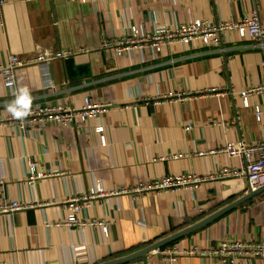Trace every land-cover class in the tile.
Instances as JSON below:
<instances>
[{"label":"crops","instance_id":"0c3cea01","mask_svg":"<svg viewBox=\"0 0 264 264\" xmlns=\"http://www.w3.org/2000/svg\"><path fill=\"white\" fill-rule=\"evenodd\" d=\"M255 7L264 23V0H5L0 64L14 54L49 59L20 67L13 88L0 76V118L9 116L5 106L22 86L30 89L32 105L81 107L90 97L113 107L64 126L0 125V205H31L0 211V264H100L193 225L246 194V179L233 175L212 176L179 192L121 191L156 177L240 167L239 156L220 148L230 141L264 140L263 96L253 94L245 102L240 95L263 79V52L254 40L227 31L218 45L194 39L164 45L157 54L146 45L121 55L101 42L197 18L241 20ZM61 52L72 53L76 65H88L90 74L71 75L66 58L57 57ZM212 87L222 92L205 93ZM178 93L183 96L163 97ZM30 161L43 175L32 173ZM94 187L109 194L80 210L69 208L70 198ZM72 213L109 221L110 230L62 225ZM222 238L264 244V190L161 248H215ZM118 264L224 263L217 255L184 254L170 262L149 252ZM235 264H264V257L242 256Z\"/></svg>","mask_w":264,"mask_h":264},{"label":"built area","instance_id":"2783aa9c","mask_svg":"<svg viewBox=\"0 0 264 264\" xmlns=\"http://www.w3.org/2000/svg\"><path fill=\"white\" fill-rule=\"evenodd\" d=\"M30 1V0H22ZM85 2L86 0H81ZM5 0H0V9ZM237 32L241 36L248 35L254 40L255 45L263 52L261 60L262 81L261 83L249 86L240 91V95L245 102L247 98L253 94L262 95L264 98V23L260 19L259 10L257 7L253 8L251 14L241 20H221L218 22H210L206 19L197 18L196 20L183 23L176 26H165L159 31H154L150 34L140 35L137 30H132L131 33L121 38H103L102 46L112 47L118 54H124L126 51L135 48H141L150 45L154 53H158L164 45L181 42L189 44L194 39H199L205 45H218L221 43V35L225 32ZM223 48L221 47V50ZM72 55L70 52H61L57 54L59 58H68ZM48 55H37L33 57H21L19 55H12L7 64H0V76L4 78L5 85L13 88L16 84V74L20 67L27 64L48 60ZM220 93L219 88L212 87L205 93ZM182 97L183 95L170 94L163 97ZM113 107L112 102H95L90 97L85 98V102L81 107L56 105H32L31 115L25 120L20 121L13 119L12 116L0 118V125L15 124L21 129H27L37 126H46L48 124H57L64 126L69 123L75 122L77 118L87 119L90 117H100L105 112H108ZM262 114L261 106H257L256 115L260 119ZM98 131L101 132V138L106 143V136L104 134L105 127L103 124L97 126ZM221 151L227 155L239 156L242 160L240 167L230 168L228 166L221 168L218 172L206 176H200L196 173H183L177 175H169L156 177L146 182H141L131 189H123V191H132L135 193H143L146 191L161 192H179L183 189L195 188L206 179L212 176H235L237 178L246 179L247 186L245 193L251 190H256L264 185V140L258 143L247 144L243 140L230 141L220 148ZM30 169L36 176L39 174L35 167V162L30 161ZM35 177V175L33 176ZM2 183V181H0ZM109 193L101 187H94L89 192L74 196L67 202L69 208L76 211L82 207L89 205L92 198L106 196ZM30 204L12 201L10 203H3L0 205L1 212L16 211L24 209ZM62 225L67 227L77 226L84 227L86 225L101 226L106 232H109L111 222L103 220H83L76 213H72L68 220L63 221ZM150 253L157 254L163 260L173 262L179 256L184 254H201V255H217L220 257L224 264H235L237 259L242 256H263L264 257V244L243 241L231 240L222 238L215 248H201L198 245L188 247H179L172 245L166 250L161 247L153 249Z\"/></svg>","mask_w":264,"mask_h":264},{"label":"water","instance_id":"95a60500","mask_svg":"<svg viewBox=\"0 0 264 264\" xmlns=\"http://www.w3.org/2000/svg\"><path fill=\"white\" fill-rule=\"evenodd\" d=\"M65 65H66V68L71 75H75V74H78L80 72H83L82 74H84L86 76H88L90 74L88 65H76L75 64V58L73 56H70V57L65 59ZM262 190H264V185L259 187L256 190L249 191L247 194L241 196L240 198H238L234 202L216 210L212 214L202 218L201 220H199L198 222H196L193 225H190L186 228H183L177 232H174L173 234H170L169 236H166L165 238H162L161 240L153 242V243H151V244H149V245H147V246H145L139 250H136V251L131 252L129 254H126L124 256H119L116 258H112V259L103 261L100 264H118V263H122V262H125L128 260H131V259L136 258V257L146 256L151 250L159 248L165 243H168V242H170V241H172V240H174V239H176V238H178V237H180L186 233H189L190 231H193L194 229H197L203 225H206L207 223L211 222L215 218L221 216L223 213H225L226 211H228L229 209H231L235 205H238V204L246 201L247 199H249L252 196L261 192Z\"/></svg>","mask_w":264,"mask_h":264},{"label":"clouds","instance_id":"9594fccd","mask_svg":"<svg viewBox=\"0 0 264 264\" xmlns=\"http://www.w3.org/2000/svg\"><path fill=\"white\" fill-rule=\"evenodd\" d=\"M13 96L15 98L5 106L6 111L13 119L23 121L31 115L33 96L26 86L16 88L13 91Z\"/></svg>","mask_w":264,"mask_h":264}]
</instances>
